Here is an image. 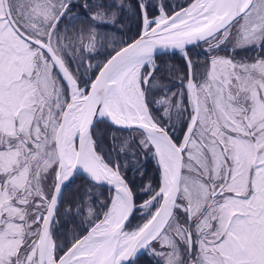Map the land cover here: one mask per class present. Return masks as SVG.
<instances>
[{"label": "rangeland", "instance_id": "rangeland-1", "mask_svg": "<svg viewBox=\"0 0 264 264\" xmlns=\"http://www.w3.org/2000/svg\"><path fill=\"white\" fill-rule=\"evenodd\" d=\"M116 1L119 2V0ZM138 1L141 6H144L143 0ZM177 1L173 0L174 3ZM76 2L78 0H8L13 18L22 17L23 26L28 29L33 28L31 29L33 37L41 41L48 38L49 46L55 54L73 66L80 64L83 67V80L78 82L75 88L79 91V95L85 96V86L89 83L95 66L88 57L94 46L90 39L86 40L87 31L75 23L77 16L72 7ZM161 2L163 0L159 3ZM64 6L67 9L64 10L58 22H55ZM175 10L177 8L171 11ZM169 14L162 10L155 17H147V24L152 26L158 23L159 18L164 19ZM91 17L94 23L91 25L95 27V31L96 27L104 24L111 26L116 21V14L110 10L104 13L97 10ZM0 34V97H3L0 98V138L6 135L7 141L21 146L22 177L26 178L32 186L30 197L34 203L38 204L39 212H44L54 186L53 168L56 160L54 138L58 125L51 123V130L45 131V129L49 124L47 120L56 122V118L61 116L62 110L57 102L63 105L67 103V100L58 101L53 95L52 92L57 88L58 82L50 62L40 51L28 47L27 42L13 33L7 24L2 0H0ZM74 35L76 37L71 43L69 37ZM212 41L202 49L207 54L213 53V49L220 46L229 50L231 48L236 50L240 45L259 44L261 47V44H264V0H253L249 9ZM224 52L219 51L214 57L201 60L200 62L204 63L202 67V63H197L202 73L201 77L206 78L202 82L200 78L198 85L192 79L190 69L184 84L185 103L182 101L181 91L170 90L171 88L165 90L163 99H154L153 89L166 85L160 82L157 84V81L148 84V78L154 66L153 58L140 68L138 82L147 112L154 123H158L157 121L162 117L166 120L163 125H169L174 132L180 134L183 122H179V116H183L185 111L188 112L189 118L187 116L185 132L177 141L179 144L183 142L194 116L195 103L189 90V84L192 83L193 96L197 93L199 98L200 121L197 123L194 139L191 141L189 137L184 147L178 198H181L184 207L189 206L191 217L194 218L206 207L211 193L220 187V193L216 195L215 202L200 218L202 221L200 226L204 230L200 236L215 238L216 245L211 249L215 263L264 264V61L263 65H260L258 61L253 63L249 61L247 68L233 71V68L237 66L236 60L231 58L230 52L228 56H225ZM185 59L191 68L187 53ZM220 63L229 68L228 71L232 74L227 75L225 70H220L218 68ZM72 70L77 74V69L73 67ZM209 74L219 80L213 78L212 88L211 79L207 77ZM9 82L10 88L7 86ZM144 82L148 87V91L145 92ZM113 86L114 82L110 90H113ZM37 92H39L38 95H36ZM208 94L210 101L206 98ZM56 109L60 110L59 113ZM156 117L157 121L154 120ZM214 127L216 131H219H214ZM103 132V126L95 127L94 137L92 136L94 148L102 161L115 172L119 152L115 149L114 136L111 134L112 142L110 137L107 143ZM223 133L226 162L223 160L222 147L210 139H214L215 134ZM148 143L150 144L149 141ZM209 144L211 149L208 148ZM14 152V149L8 150L7 154L12 156ZM151 152L153 160L160 168L154 147ZM127 154L132 155L128 152ZM253 159H255L254 164ZM147 190L146 186L143 191ZM163 193L160 182L155 195L145 196L138 204H135L138 217L136 223L139 222L140 225L126 230V233L139 231V227L145 224L157 208ZM112 197L113 190L110 194L107 214L88 233L107 228ZM184 215H187L186 209H184ZM184 221H187V216ZM180 224L182 222L173 215L164 227L163 233L161 232L151 242L144 252L147 253L145 255L153 260L155 256L163 264H180L181 260L187 264L190 263L195 251L188 250L187 245L181 244L182 241L185 243L184 235L186 234ZM186 224L183 225L187 226ZM230 232L240 240L242 245L240 251L230 245L227 237ZM188 233L190 234L189 231ZM201 246L202 244L200 252H202ZM80 255L78 251L73 253V264L85 263L86 258H81ZM54 261H56L55 257ZM207 264L211 263L207 262Z\"/></svg>", "mask_w": 264, "mask_h": 264}, {"label": "trees", "instance_id": "trees-1", "mask_svg": "<svg viewBox=\"0 0 264 264\" xmlns=\"http://www.w3.org/2000/svg\"><path fill=\"white\" fill-rule=\"evenodd\" d=\"M143 1L145 14L148 18H151L155 17L162 10L166 13H171L173 12L171 11L173 8L179 9L184 7L192 0H178L176 3H174L173 0H163L161 3L157 2V0ZM100 7H103V11L110 10L112 13L116 14V21L111 26H105L106 24H104L100 27H96L97 30L95 31V27L91 25L94 24L91 16L92 13L97 10L101 11ZM72 8L76 11V25L87 31L86 40L89 41L90 39L94 46L93 51L88 54V57L95 64L91 77L92 79L100 65L112 53L138 36L141 27L140 2L138 0H119V2L116 0H100L97 3L96 0H78V2L74 3ZM86 23H88V25ZM74 37L76 36L69 37L71 43L74 41ZM79 45H81V43ZM253 45L259 44H252L249 46L240 45L235 52H240L243 56L236 58L230 56L235 59L237 63V66L233 68V71L239 69L243 70L251 63H249V61H255L253 56L247 58L249 61L244 59L251 48L250 46ZM76 47H79L78 44H76ZM261 49V56L256 61H258L260 65H263L264 44H261ZM219 51L223 52V49L220 48ZM224 53L226 54L225 56H228L229 51L225 50ZM187 56L191 62L192 79L198 85L200 83V78L201 82L205 81L206 78L201 77L202 73H199L197 63L201 60L203 61L206 57L202 58V56L198 55L193 47L187 49ZM154 63L155 67L148 78V84L157 81V84L161 83L166 85L165 87L153 89L152 93L155 96L154 99H163L166 93L165 90L171 88L170 90L176 89L181 91L182 101L185 103L184 84L188 79V68L184 58L178 53H173L170 55L156 56L154 58ZM200 63L204 65L203 62ZM218 68L220 70H225L227 75L232 74L228 71L229 68L224 67L221 63L218 65ZM218 76H220V74H218ZM207 77L211 79L210 85L212 88V82L215 76L209 74ZM215 79L217 80V78ZM145 91H148V87H146ZM188 115V112L185 111L183 116H179V122H183L180 132L181 135H183L185 131L184 128L187 119L189 118ZM154 120L157 121V117L154 118ZM199 121L200 118L198 116L193 132L196 131L197 123ZM157 122L163 125V123H166V120H163L161 117ZM97 125L103 126V137L107 143H109L108 139L112 135L114 136L113 140H115L116 143L115 149L119 152V156L116 158L118 160L117 168L133 194L134 203L138 204L145 196L155 195L160 184V171L156 162L152 158V147L148 143L144 134L138 130H115L104 121H99ZM181 135H179V137ZM96 146L97 150H99L98 145ZM127 152L132 153L133 156L128 155ZM146 186L148 190L143 191ZM111 192L112 190L108 187L87 183L79 177H76L65 187L57 207L55 222L52 225V238L54 241L56 258H58L73 242L81 238L97 222L102 220L108 210ZM184 209L185 207L181 198H178L174 216H176L179 221H184L186 218L184 215ZM137 218V211H135L127 226V230L140 225L139 222L136 223ZM130 264L163 263L155 256L153 260L145 254H142ZM185 264H187V262H185Z\"/></svg>", "mask_w": 264, "mask_h": 264}, {"label": "water", "instance_id": "water-1", "mask_svg": "<svg viewBox=\"0 0 264 264\" xmlns=\"http://www.w3.org/2000/svg\"><path fill=\"white\" fill-rule=\"evenodd\" d=\"M195 1V0H194ZM193 1V2H194ZM192 2V3H193ZM252 0H247L244 4H241V0H229V4L222 15L212 24L205 27H201L192 31L184 32L181 34L159 37L158 30L170 23L179 14L184 12L188 6L182 7L170 15L166 16L162 21L155 23L154 25L148 27L147 18L144 9L141 7V31L139 35L133 39L131 42L125 44L117 51L112 53L100 66L96 72L93 80L88 85L87 93L85 94L88 120L83 129V132L77 137L76 150L73 160L69 163L66 156L60 153L56 147V157H57V169L55 176V184L48 200L47 208L42 216L40 231L38 237V254H37V264H43L45 248L47 246L48 238L50 237V228L55 217L57 206L64 188L73 181L76 177H80L83 181L104 186L113 189V184L119 181L122 184V191L125 195L127 201V207L124 215L115 225V227L110 232L109 240L111 241L110 252L108 253V263L109 264H130L132 263L146 248L149 247L150 243L157 238V236L162 232L167 222L171 218L174 208L176 205L177 197L180 190V180L183 165V149L185 147L186 141L183 144L177 145L171 138L169 133L166 131L165 127L154 123L149 125L146 123L138 121H130L127 123L118 122L109 113L106 106L107 93L111 89L112 82L109 81V75L113 68L127 58L134 55H142L154 58L160 55H168L172 53H185V50L189 47H195L198 44L214 37L215 35L223 32L234 20L243 15ZM4 10L7 14L9 22L18 31V33L23 36L26 40L30 41L32 44L39 47L48 56L51 61L53 68L55 69L57 75L64 83L68 91H71L76 86V81L73 78L70 71L64 65V62L59 56H57L52 48L49 46V39L46 42H41L31 37L23 34L13 23L7 6V0H3ZM65 8H63L59 15L57 16L55 22H57ZM146 82H144V88ZM196 104V97H195ZM66 110V109H65ZM65 110L62 113L58 129L61 128ZM197 117V111H195L194 122ZM98 120H103L109 126L117 130L131 131L137 129L143 132L147 139L148 134L159 136L166 141L168 146L171 148L174 157V163L172 167L171 179L169 182L168 189L162 194L160 202L151 215V217L145 222V224L139 227V231L136 233V240L130 251L120 260L115 261V255L118 248V244L122 235L126 233V227L134 213L135 204L133 199V194L125 181L124 177L120 174L119 170L115 166V174L112 176L104 178H90L82 174L81 166L85 156V153L92 140V131L98 122ZM192 125V126H193ZM150 142V140H149ZM151 143V142H150ZM68 167L67 173L63 176L62 172ZM219 190V189H218ZM217 190V191H218ZM189 213V208H187ZM160 222V223H159ZM157 229L152 232L153 228L157 225ZM86 236V235H85ZM83 236L79 240L75 241L58 259L55 264H66L73 253L78 249L80 242L85 237ZM229 238L236 249H241V243L238 238L230 233ZM187 245L190 247L191 236L186 233ZM81 258H85L86 255H80Z\"/></svg>", "mask_w": 264, "mask_h": 264}, {"label": "bare ground", "instance_id": "bare-ground-1", "mask_svg": "<svg viewBox=\"0 0 264 264\" xmlns=\"http://www.w3.org/2000/svg\"><path fill=\"white\" fill-rule=\"evenodd\" d=\"M246 1L247 0H241V4H244ZM228 4L229 0H195L184 12L179 14L166 26L162 27L161 30H158V36H173L210 25L222 15ZM162 20L163 19L159 18L157 21L160 22ZM182 55L185 56L184 52H182ZM149 60H151L150 57L134 55L115 66L111 71L109 81L114 82V86L113 90H109L107 93L106 106L109 113L118 122L127 123L130 121H138L149 125L153 124L147 112L138 82L140 68ZM189 90L194 101L195 97L193 96L194 90L192 83L189 84ZM87 113L85 96L79 95V91L74 88L70 94V102L66 107L62 126L57 130L55 138V145L58 151L66 156L69 163L73 160L75 154V139L83 132L87 123ZM193 121L194 119H192L184 135L183 142L190 134ZM148 138L155 149L160 164L161 189L165 192L169 187L172 173L174 163L173 152L166 141L161 137L149 133ZM67 170L68 167H65V170L62 172L63 176L67 173ZM81 172L83 175L90 178H104L115 174L114 171L102 161L94 148L93 142L90 143L85 153ZM126 207L127 201L122 191V184L116 181L113 184V197L110 207L111 212L107 220V228L101 229L100 231L94 230L89 232L80 242L76 250L81 255H86L84 264H109L108 253L111 247V241L109 240L110 232L124 215ZM175 208L172 216L175 213ZM159 223L153 228L152 232L157 229ZM135 237V232H129L121 236L115 255V261L122 259L130 251L135 243ZM44 264H55L53 257V242L50 237L48 238L45 248ZM68 264H73L72 256Z\"/></svg>", "mask_w": 264, "mask_h": 264}, {"label": "flooded vegetation", "instance_id": "flooded-vegetation-1", "mask_svg": "<svg viewBox=\"0 0 264 264\" xmlns=\"http://www.w3.org/2000/svg\"><path fill=\"white\" fill-rule=\"evenodd\" d=\"M97 3L100 0H96ZM157 2H160L158 0ZM3 4V0H2ZM7 6L9 9V15L14 23V25L25 35L35 39L33 37V34L31 33V29L28 27L23 26V18L22 17H17L13 18L11 14V10L9 8L8 0H7ZM65 7V6H64ZM62 7V8H64ZM61 8V9H62ZM103 7H100L101 12L104 13L105 11L102 10ZM4 9V5H3ZM67 7L65 8V10ZM4 14L7 20V24L11 27V30L13 33L23 41L27 42L28 47L32 49H36L37 51H40L44 57L46 58L47 61L50 62V67L53 71L54 77L56 78L58 85L57 88L52 92L53 95H55L58 99V101H61L63 99L68 100L69 97V91L57 75L55 69L53 68L50 59L48 56L41 50L39 47L36 45L32 44L30 41L26 40L23 36H21L18 31L13 27V25L9 22L8 16L4 10ZM34 27L33 25H31ZM35 28V27H34ZM48 36V35H47ZM47 39H45L42 42H46ZM0 41H1V34H0ZM41 41V40H39ZM210 41L204 42L199 44L197 47H194L197 54L203 57H213L214 55L218 54L219 49H223L225 51L227 48L226 47H219L218 49H215L213 53L207 54L203 49L206 44H208ZM213 42V41H212ZM211 42V43H212ZM210 44V43H209ZM208 44V45H209ZM212 47V45H211ZM233 56V57H242L243 54L240 52H235L233 48L230 50L227 49ZM262 49L260 45H255L249 49L247 52V55L244 59H247L251 56L254 57V60H258L261 56ZM207 54V55H206ZM65 66L68 68V70L71 72L72 76L76 80V83L81 82L83 80V67L79 64L71 65L69 64L66 60L62 58ZM249 61V59H247ZM253 61V62H255ZM251 62V63H253ZM71 63V62H70ZM200 63V62H199ZM73 64V63H72ZM86 65V64H85ZM202 65V64H201ZM77 69L78 71L77 74L73 72L72 68ZM200 73V71H199ZM7 82V81H6ZM6 84V83H5ZM5 86V85H4ZM10 88V82L7 85ZM39 90V89H38ZM86 90V87H85ZM39 92L36 93L38 95ZM40 95V94H39ZM209 95V94H208ZM206 96L208 100L210 101V95ZM3 98V97H0ZM196 100H197V109H198V116L200 115V107H199V98L196 93ZM57 105H60V110L63 111L65 104L61 105L59 102H57ZM34 105V104H33ZM57 110V109H56ZM60 110H57L58 113ZM55 118V117H54ZM59 117L56 118L55 120H52L49 122L48 126L46 127V130H51V123L53 125H56L59 123ZM163 127L166 128V130L170 133L172 139L179 144L178 137L179 133L174 132L172 128L168 125H163ZM216 128L214 127V131ZM194 131V130H193ZM219 131V130H218ZM216 131V132H218ZM48 132V131H47ZM50 132V131H49ZM49 134V133H48ZM51 135V134H50ZM192 136H190L191 140L194 139L195 132L191 133ZM223 134H215L214 139L210 138L213 143H216L219 147H222V155H223V160L226 162V153L223 151ZM54 137V136H53ZM177 140V141H176ZM227 140V139H226ZM15 142L11 143L10 141L6 140V135L4 137L1 136L0 138V264H37V254H38V237H39V231H40V223H41V216L43 212H39L38 209V204L34 203L33 200L30 197V189H32V186L29 184V181H26V178L22 177V170H23V161H22V156H20L21 152V146L19 144H14ZM208 148H212L210 144L208 145ZM14 149V155L8 156L7 151L10 150L12 151ZM56 158V155H55ZM255 159H253V164ZM55 166H56V160H55V165L53 168V175L55 171ZM249 179V177H247ZM217 189H219L217 191ZM220 193V187H217L214 192L211 193L209 197V202L206 205V207L194 218L191 217L188 219L186 223H183L185 221H181L182 224H180L183 232L188 233L190 232L191 236V244L190 247L187 245V239L185 237V243L182 241V245L185 244L187 245V249L191 250L194 249L195 254L193 258L190 260V263L188 264H195L193 261H196L198 264H216L214 257H213V251L211 249L215 247V238L212 239V236H205L202 237L200 236V233L204 232L202 227V221L200 218L206 213V210L211 206L213 202H215L216 195ZM47 204V203H46ZM187 206V205H186ZM185 206V209H186ZM46 208V207H45ZM187 213V211H186ZM191 213V212H190ZM187 216V215H186ZM183 224H186L187 226H184ZM189 225V226H188ZM188 230V231H187ZM163 233V231H162ZM229 234V233H228ZM228 237V236H227ZM229 239V238H228ZM202 244V252H200V245ZM230 242V240H229ZM230 245L232 243L230 242ZM163 248V245H162ZM205 248L206 250H204ZM242 248V245H241ZM235 249V248H234ZM239 249L238 251H240ZM54 252V257H55V248H53ZM207 258H205L206 256ZM261 258V257H259ZM207 260V261H206ZM179 263V262H178ZM180 264H185L184 260L180 261Z\"/></svg>", "mask_w": 264, "mask_h": 264}]
</instances>
